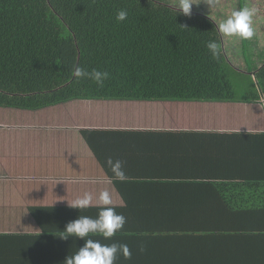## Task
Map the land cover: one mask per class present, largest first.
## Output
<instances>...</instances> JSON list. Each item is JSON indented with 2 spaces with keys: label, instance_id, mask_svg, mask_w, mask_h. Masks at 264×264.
Returning a JSON list of instances; mask_svg holds the SVG:
<instances>
[{
  "label": "crops",
  "instance_id": "0c3cea01",
  "mask_svg": "<svg viewBox=\"0 0 264 264\" xmlns=\"http://www.w3.org/2000/svg\"><path fill=\"white\" fill-rule=\"evenodd\" d=\"M262 133L263 100L0 107V264H63L84 243L60 238L66 224L100 210L68 204L103 189L126 223L110 239L88 238L126 244L125 264H222L230 247L263 251L258 237L239 236L253 218L235 212L264 197V140L234 137ZM108 158L123 162L125 182H109Z\"/></svg>",
  "mask_w": 264,
  "mask_h": 264
},
{
  "label": "trees",
  "instance_id": "16d2710c",
  "mask_svg": "<svg viewBox=\"0 0 264 264\" xmlns=\"http://www.w3.org/2000/svg\"><path fill=\"white\" fill-rule=\"evenodd\" d=\"M119 10L127 11L125 21L116 20ZM209 40L218 45L216 58L205 47ZM76 67L109 76L98 86L90 79L77 80L72 75ZM243 70L226 58L212 20L194 12L181 15L158 0H0L2 108L38 110L79 99L264 101V62L251 74ZM237 78L246 89L242 96L234 90ZM234 137L264 140V133ZM254 200L252 212L235 213L253 218L252 223L245 217L251 227L239 236L250 233L260 242L264 197ZM260 215L263 222L257 225ZM232 251L222 264H264V250ZM114 264L122 263L115 259Z\"/></svg>",
  "mask_w": 264,
  "mask_h": 264
},
{
  "label": "clouds",
  "instance_id": "9594fccd",
  "mask_svg": "<svg viewBox=\"0 0 264 264\" xmlns=\"http://www.w3.org/2000/svg\"><path fill=\"white\" fill-rule=\"evenodd\" d=\"M197 4L195 0H177V7L181 15L189 16L191 8ZM257 9L255 7H244L233 10L225 19L218 24V31L222 35L236 40L243 41L253 37V17L256 16ZM128 13L126 10H119L116 14L118 22L125 21ZM205 47L213 58L218 57L219 50L216 41L209 40L205 43ZM72 75L77 79H90L98 86L108 79L109 74L93 69L87 71L84 68L76 67ZM105 166L111 172L108 178L110 183L125 182L128 177L126 175L124 164L121 160L108 158ZM97 206L100 210L96 218L79 215L75 220L68 222L62 231V240L69 237H75L84 243L78 250L66 256L63 264H114L115 258L119 253L124 259H129L131 252L126 244H102L99 240L88 238L91 235H99L107 240L112 238L120 231L125 223L126 217L118 214L113 204L111 193L108 189L99 191L95 198L92 193L84 192L82 196L68 204L70 208L84 210L90 206ZM123 206V204H122ZM142 251V249H141Z\"/></svg>",
  "mask_w": 264,
  "mask_h": 264
},
{
  "label": "rangeland",
  "instance_id": "374dc122",
  "mask_svg": "<svg viewBox=\"0 0 264 264\" xmlns=\"http://www.w3.org/2000/svg\"><path fill=\"white\" fill-rule=\"evenodd\" d=\"M158 1L178 9L177 0ZM195 2L197 4L192 6L191 12L208 17L214 22L217 29L219 22L225 19L233 10L255 7L257 14L253 17L254 35L252 38L239 41L235 38L226 37L221 33L219 35L222 39V47L226 58L237 68H242L245 72L249 71L247 73L251 74L253 68L264 62V0H195ZM249 76L252 77V75ZM248 78V76L241 77V81L246 85V88H248ZM244 84L238 78L234 82V90L237 96H242L246 91ZM124 111L125 109L122 110V112ZM136 115L138 114H134L133 117L137 119Z\"/></svg>",
  "mask_w": 264,
  "mask_h": 264
}]
</instances>
